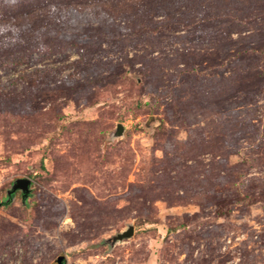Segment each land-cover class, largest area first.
<instances>
[{
    "label": "rangeland",
    "instance_id": "rangeland-1",
    "mask_svg": "<svg viewBox=\"0 0 264 264\" xmlns=\"http://www.w3.org/2000/svg\"><path fill=\"white\" fill-rule=\"evenodd\" d=\"M0 203V264H264V0H0Z\"/></svg>",
    "mask_w": 264,
    "mask_h": 264
},
{
    "label": "water",
    "instance_id": "water-1",
    "mask_svg": "<svg viewBox=\"0 0 264 264\" xmlns=\"http://www.w3.org/2000/svg\"><path fill=\"white\" fill-rule=\"evenodd\" d=\"M123 126L120 124L117 126L116 131L114 133V136H121L123 134ZM30 185H31V180L29 178L23 177V178H17L13 181L10 189L7 191V198L5 199L4 203H8L9 200L11 199V196L9 197V195L11 194V192H14L17 188H20L21 191L25 192L24 198L23 200H26V198L29 196V192H30ZM1 205V203H0ZM133 233V225L129 224L127 225V227L119 232L118 234H116L115 236L112 237V239L110 240V245H114L117 242L122 241L125 238H129L132 236ZM62 259L63 257L60 256L57 258L56 263L57 264H61L62 263Z\"/></svg>",
    "mask_w": 264,
    "mask_h": 264
},
{
    "label": "flooded vegetation",
    "instance_id": "flooded-vegetation-1",
    "mask_svg": "<svg viewBox=\"0 0 264 264\" xmlns=\"http://www.w3.org/2000/svg\"><path fill=\"white\" fill-rule=\"evenodd\" d=\"M16 192L19 193L21 199L24 198L25 192L21 191L20 188H17L14 192H11V194L9 195V197H10V196H13ZM7 197H8V196H7V194H6V198H7Z\"/></svg>",
    "mask_w": 264,
    "mask_h": 264
}]
</instances>
